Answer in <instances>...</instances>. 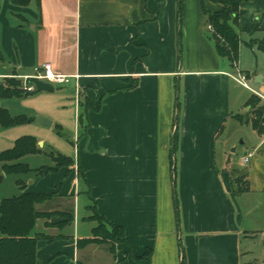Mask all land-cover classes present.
<instances>
[{
	"label": "crops",
	"instance_id": "1",
	"mask_svg": "<svg viewBox=\"0 0 264 264\" xmlns=\"http://www.w3.org/2000/svg\"><path fill=\"white\" fill-rule=\"evenodd\" d=\"M219 9L210 0L1 2L0 62L11 72L4 67L0 79L22 82L45 63L69 78L54 103L44 92L27 98L34 116L70 131L72 146L61 151L75 161L69 173L28 175L21 191L51 194L60 185L36 208L74 215L62 230L38 220L33 234L64 236L38 242L39 263L122 264L124 253L149 249L150 261L135 264L254 263L250 244L264 234V135L252 128L239 145L235 133L224 135L247 106L238 79L249 77L207 38L204 10ZM241 11L238 33L264 37V0H243ZM255 83L246 84L264 103V78ZM231 170L247 174V191H237ZM90 206L123 227L130 244L116 254L107 244L78 247L96 226Z\"/></svg>",
	"mask_w": 264,
	"mask_h": 264
},
{
	"label": "trees",
	"instance_id": "2",
	"mask_svg": "<svg viewBox=\"0 0 264 264\" xmlns=\"http://www.w3.org/2000/svg\"><path fill=\"white\" fill-rule=\"evenodd\" d=\"M3 0H0V4ZM41 0H10L13 5L20 7H28L32 3L39 4ZM214 4L221 5V9L215 13H210L206 10L207 21L210 26L207 32V38L214 44L216 52L221 59L226 60L231 67H235L239 59L240 50V34L238 33L239 19L242 15L241 5L243 0H210ZM232 16H235L232 19ZM264 50V48H263ZM12 82V80H9ZM5 88L0 87V93L3 97H22L28 96L30 93L24 91L22 86L12 85ZM34 94V93H33ZM94 100V95L88 93L86 104L89 106ZM257 104H262L263 107L256 109ZM247 106L249 107L252 117L244 120L243 116H234L239 122L248 123L260 135H264V103L262 99L253 95L249 99ZM263 110V111H262ZM29 119L23 117H11L6 110H0V126L2 128L13 127L28 122ZM59 129V127H57ZM60 134V130H58ZM42 152L38 147V140L32 136H24L19 138L14 146L6 151L0 152V164L5 174L24 177L25 175L34 174L37 177H43L50 173L57 172L63 168L71 171V167L75 164L73 158L65 156L59 152H52L54 166L41 167L39 169H31L29 165L21 163L20 159L30 153ZM80 175L85 178L81 171ZM232 183L237 187V191L242 193L249 189L247 174L235 170L230 171ZM20 189L23 191L25 184L21 179L17 181ZM60 186L54 188L51 194H35L22 193L19 196L5 198L0 201V264H49L39 263L37 259V244L40 240L53 241L59 237L49 236L44 232L33 234V230L38 220H50L52 216L60 217V221L56 224H51L48 221L46 227L56 226L62 230L69 227L74 222V215L68 212L43 213L36 208L37 205L43 204L52 200L60 193ZM95 221L98 225L92 229L91 237L87 239H79L78 247L82 248L89 244H107L110 246V251L116 254L118 245L127 244L129 241L126 238L123 227L116 226L104 216L97 212L96 207H93ZM132 258L136 263L150 261L152 250L146 251L142 257H137L132 253ZM122 264H129L127 261H122Z\"/></svg>",
	"mask_w": 264,
	"mask_h": 264
},
{
	"label": "rangeland",
	"instance_id": "3",
	"mask_svg": "<svg viewBox=\"0 0 264 264\" xmlns=\"http://www.w3.org/2000/svg\"><path fill=\"white\" fill-rule=\"evenodd\" d=\"M220 9H221V5H220ZM215 12L216 11L210 13H215ZM234 17L235 16H232V19ZM240 41L241 42H240V50H239V59L237 63L238 69L249 77L248 80H246L247 84H249L253 88L260 87L261 85L255 83V78L257 75L264 78V50H263L264 37H253V36L251 37V36H247L246 34H240ZM4 67L6 68L5 69L6 72H11L9 65L7 63L5 64L2 62L0 64V74H3L5 72ZM9 80H12V82ZM0 82H1L0 85L1 86L4 85L5 88L9 87L10 84L22 86L21 80L16 78L15 76L5 78L4 81L3 78H1ZM238 88L239 91L241 92V98L242 99L246 98L245 99L246 102H248L249 99L252 98L253 95H255L252 93L251 89L245 88L242 85L241 86L239 85ZM60 90L67 91V87L55 85L54 92L51 93L44 92V93H47L49 95L48 96L49 101L51 103H54L55 102L54 100L58 98L57 93L60 92ZM34 94H29L28 96H22V97L8 98V97H3V95H1L0 93V106L2 110L8 111L11 117H23L29 119L28 122L13 127L2 128L0 126V152L12 148L15 142L19 138L24 136H32L38 140V143L44 144V146L42 147L38 145L39 149L42 152L26 154L20 159V162L29 165L31 169H39L41 167H47V166L52 167L54 166L55 163L51 153L56 151L65 156H68L64 154L62 151L65 150L66 148L69 149L71 148L72 145L71 143H69L70 142L69 140H71L73 137L69 130L65 129L61 131L59 135L57 129L55 128L51 129L50 127H44V132H45L44 135H36L34 128H32V125H37L38 123L36 120L37 116H34V113L32 111L33 107L31 106V101L27 99ZM261 106L262 104H257L256 109L257 110L260 109L261 111V109L263 108ZM236 114L243 116L244 120L250 119L252 117V114L250 113L248 106L241 107L239 113ZM49 120L52 121V119ZM234 121H236L238 124L236 127L232 128L231 123H235ZM38 125L40 124L38 123ZM224 131H225L224 135L229 131H231V133H235L234 138L235 139L238 138L237 139L238 145L244 142L246 139H249V135H254L253 129L250 124L245 122L241 123L234 116L230 118L227 126L224 128ZM239 134L242 135L239 136ZM54 140H56L57 143L55 144L58 145L59 149L56 148V145H52V142ZM241 148H243V146L239 147V149ZM72 167H74V165ZM28 177L29 176L27 175H25L24 177L22 176L17 177L15 175L5 174L2 169V164H0V199L2 197L19 196L22 190L17 184V181L21 179L25 184L26 179ZM89 210H90V216L88 220L94 222V224L97 226L98 222L94 220L95 216L93 212V206H90ZM56 212H51V213H56ZM58 217L59 216L54 215L52 216V218H50V220L54 221L56 219H59ZM50 220L47 221L49 222ZM250 245L253 251L252 256H255V261L253 264H264V234H259V236H257L252 240ZM118 246L115 251L116 253L118 252ZM122 261H127L129 264L136 263V261L133 258H131L129 252L123 254Z\"/></svg>",
	"mask_w": 264,
	"mask_h": 264
},
{
	"label": "built area",
	"instance_id": "4",
	"mask_svg": "<svg viewBox=\"0 0 264 264\" xmlns=\"http://www.w3.org/2000/svg\"><path fill=\"white\" fill-rule=\"evenodd\" d=\"M31 79H36L39 81H48L52 83L55 87V85H64L69 83V78L63 75L55 74L52 68V65L45 63L38 67H36L33 71V73L29 76L22 77V84L23 89L27 93H35L36 92V86L34 83L31 82ZM238 83L242 85L245 88H249L246 84V77L240 76L238 79ZM252 157V154H248L244 159V163H248L250 158Z\"/></svg>",
	"mask_w": 264,
	"mask_h": 264
},
{
	"label": "water",
	"instance_id": "5",
	"mask_svg": "<svg viewBox=\"0 0 264 264\" xmlns=\"http://www.w3.org/2000/svg\"><path fill=\"white\" fill-rule=\"evenodd\" d=\"M31 82L34 83V85L36 86V93H41V92L51 93L55 91L54 85L48 81H39L36 79H31ZM36 120L43 127L52 126V122L46 118L36 117ZM38 145L42 147L43 143H38Z\"/></svg>",
	"mask_w": 264,
	"mask_h": 264
}]
</instances>
